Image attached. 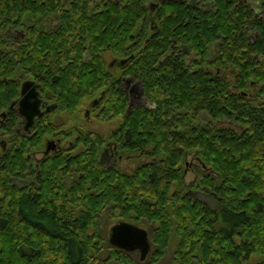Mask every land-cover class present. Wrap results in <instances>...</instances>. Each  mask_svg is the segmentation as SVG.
Masks as SVG:
<instances>
[{
  "label": "trees",
  "instance_id": "trees-1",
  "mask_svg": "<svg viewBox=\"0 0 264 264\" xmlns=\"http://www.w3.org/2000/svg\"><path fill=\"white\" fill-rule=\"evenodd\" d=\"M56 10L48 0H0V110L16 95L17 68H25L30 75H44V82L56 81L53 90L58 92V107L68 113L79 106L82 97L88 98L106 85L108 72L103 60L81 57L87 47L112 51L120 35L112 38L109 17L82 19L80 28L92 27L82 30L68 21L59 22L55 30L30 25L35 17ZM19 26L28 27L21 50L8 36V30ZM257 29L260 36L252 50L260 58L258 70L247 54L232 57L219 53L217 58L223 62L229 56L236 65L242 62L244 85L249 80L259 81L264 99V19ZM86 30H90L88 36L84 35ZM118 33L124 35L123 31ZM70 55H74L72 66L50 68L56 56L65 59L64 63ZM156 58L136 55L118 68V73L112 72V90L105 89L103 105L112 118L121 117L120 128H132L133 139L123 147L128 152L151 147L154 150L148 151L149 155L159 161L142 164L132 174L112 171L110 175L92 158L81 169L84 180L66 193L62 187L55 191L53 186L50 200L43 189L41 196L34 197L24 191L0 194V264L93 263L101 248V235L95 228L97 213L111 202L117 216L154 220L152 262L163 256L173 232V264H264V107L243 106L219 78L180 72L163 85V95L154 98L161 118H143L146 111L140 107L132 110L136 116L127 115L120 75L132 69L144 79L146 69L138 65L150 66ZM35 59L41 68L35 69ZM127 66L131 68L125 71ZM222 118L236 123V128L217 125L216 120ZM189 153L206 169L184 184L181 174ZM51 165L55 170L56 165ZM104 175L112 180H105ZM190 189L207 190L213 196V206L190 196ZM44 208L50 212L34 211ZM30 224L39 228L30 229ZM44 229L50 237L45 238Z\"/></svg>",
  "mask_w": 264,
  "mask_h": 264
},
{
  "label": "flooded vegetation",
  "instance_id": "flooded-vegetation-1",
  "mask_svg": "<svg viewBox=\"0 0 264 264\" xmlns=\"http://www.w3.org/2000/svg\"><path fill=\"white\" fill-rule=\"evenodd\" d=\"M48 3L55 5L57 10L44 17H35L31 26L42 30H55L59 22L68 21L71 25L77 24V29H91L88 25L80 28L82 19L87 21L101 17L106 20V17H109L114 32L112 38L120 35L119 41L112 44V51L90 50L87 47L82 54V60L87 56L88 60H94L95 57L102 59L108 72V81L104 88L88 98L82 97L76 107L77 109L86 104L83 118L93 115L97 119H112L103 105L104 91L112 90V72L118 73V68L125 66L136 55H151L157 58L150 66L138 65L141 69H146L142 74L144 79L137 77L132 69L129 74L120 75L119 87L127 96V115L136 116V112L132 113V110L140 107L146 111L141 114L143 118H154L157 115L161 118L162 113H158L154 98L156 95H163V85L171 82L173 77H179L180 72L207 73L211 78L221 79L228 86L229 94L238 98L243 106L254 104L264 107V99L259 92L261 83L249 80L247 85H244V64H239V61V65L234 64L229 56L224 58L223 62L217 58L219 53H237L240 57L247 54L253 58V68L259 69L260 58L252 47H255L254 43L260 36L257 27L264 19V0H48ZM25 30H28V27L19 26L8 30V36L14 40L15 46L18 45L19 50L23 44L21 41ZM218 30H223V33ZM89 31L86 30L84 35L88 36ZM119 31H123L124 35L118 33ZM244 38L248 39V42L244 43ZM34 51L37 52V49ZM73 57L74 55L67 56V62L63 63L61 61L65 59L56 56L50 68H65L68 63L72 66ZM34 62L35 69L41 68L36 59ZM126 68L125 71L131 67ZM16 70V95L6 108L0 110L1 195L5 191L13 194L24 191L29 197H34L41 196L43 189L48 191L44 194L50 200L53 186L55 191L62 187L66 193L73 184L82 182L84 173L81 169L85 163L89 164L92 158L96 159L97 166L103 172L110 175L112 171L132 174L140 165L157 160L154 155L148 153L154 150L151 147H139L135 152H128L129 149L123 147L126 141L133 139L132 132L129 131L132 128L122 129L118 124L113 131L100 133L85 128L78 122L67 129L61 128L63 123L57 122L58 113L68 112L58 107V92L53 90L56 81L47 83L42 80V74H27L25 68ZM119 118L121 120V117ZM199 121L200 116L196 123ZM225 122L232 121L226 118L216 120L219 126H223L220 124ZM136 131L138 133V130ZM122 160L133 165L130 171L121 168ZM195 160L199 165V160ZM8 162H12L13 166H6ZM51 163L56 165L55 170ZM194 166L193 164L192 168ZM205 169L199 166L194 169L196 173L191 181L197 179V172ZM185 173L182 170L181 177L184 178ZM107 179L112 180L110 177L105 178ZM44 184H47V188H44ZM188 194L197 199V194L209 197L207 190L203 189H190ZM34 211L50 212L46 208ZM107 222H110L108 232L102 234ZM118 222H126L146 231L149 248L142 258L140 248L136 245L122 249L112 244V226ZM29 228L34 230L39 227L30 224ZM95 228L101 235V248L94 256L93 263L98 262L96 260L100 253L107 251L105 258L99 260V264H162L166 250L157 262H152L155 247L150 241V235L155 229L154 220L117 216L116 212L112 211L111 202L97 213ZM41 231L45 238L50 237L48 230ZM112 253L120 256L122 262L112 259Z\"/></svg>",
  "mask_w": 264,
  "mask_h": 264
},
{
  "label": "rangeland",
  "instance_id": "rangeland-1",
  "mask_svg": "<svg viewBox=\"0 0 264 264\" xmlns=\"http://www.w3.org/2000/svg\"><path fill=\"white\" fill-rule=\"evenodd\" d=\"M109 59H110V57L108 56L107 60H109ZM85 107H86V104L77 108L76 111L73 113H68V114L58 113L57 122L63 123L62 125H60V127L63 129H67V128L71 127V125L78 122L80 125L83 124V126L85 128L92 129V130L98 131L100 133H104V132H108L110 130L113 131L117 127V125L120 123L119 117H117V118L114 117L110 120H102V119H97V118L93 117V115H89V117L83 118L82 113H83V109ZM220 125L230 126V127L236 126L232 122H225V123H222ZM143 160H145V159H143ZM193 164L195 165L194 168H192ZM120 165H121V168L126 170V171H130V169L133 166L132 164L129 163V161H126V160H122ZM196 166L198 167L199 165H198L197 160H195L193 154L192 153L187 154L186 159H185V164L183 165V171L186 172L184 178L182 177V181L184 182V184H188L194 178L195 173H196L195 170L197 168ZM197 197L201 201L206 202L208 205H211L213 203V200H214L213 196L211 194H209V197L204 196L202 194H197ZM212 206H213V204H212ZM109 226H110V222H107L102 229V234H107ZM170 237L171 238L169 241V245H168V248L166 249L162 264L163 263L164 264H173L172 253H173V250H174L175 245H176V236L172 232ZM106 252L107 251H103L102 253H100L98 255V258L96 260L98 262L89 263V264H99V260H102L107 255ZM112 259L119 261V262H122V258L120 256H115L112 254Z\"/></svg>",
  "mask_w": 264,
  "mask_h": 264
},
{
  "label": "water",
  "instance_id": "water-1",
  "mask_svg": "<svg viewBox=\"0 0 264 264\" xmlns=\"http://www.w3.org/2000/svg\"><path fill=\"white\" fill-rule=\"evenodd\" d=\"M112 244L122 249L136 245L140 248L141 258L149 248L146 231L126 222H118L112 226Z\"/></svg>",
  "mask_w": 264,
  "mask_h": 264
}]
</instances>
